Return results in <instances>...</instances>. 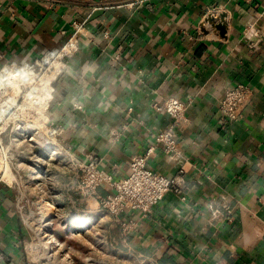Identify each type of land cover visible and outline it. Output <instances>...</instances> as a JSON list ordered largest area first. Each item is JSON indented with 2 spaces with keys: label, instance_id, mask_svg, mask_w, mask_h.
<instances>
[{
  "label": "crops",
  "instance_id": "1",
  "mask_svg": "<svg viewBox=\"0 0 264 264\" xmlns=\"http://www.w3.org/2000/svg\"><path fill=\"white\" fill-rule=\"evenodd\" d=\"M74 21L84 32L49 115L61 128L65 195L91 225L103 223L124 258L114 264H264V0H0V66L61 48ZM237 85L251 95L229 123L217 108ZM171 98L186 105L184 124L153 108ZM169 128L176 147L165 153L154 136ZM149 147L147 167L180 185L151 212L117 222L76 188L71 157L120 179ZM30 213L5 179L0 264H37Z\"/></svg>",
  "mask_w": 264,
  "mask_h": 264
},
{
  "label": "rangeland",
  "instance_id": "2",
  "mask_svg": "<svg viewBox=\"0 0 264 264\" xmlns=\"http://www.w3.org/2000/svg\"><path fill=\"white\" fill-rule=\"evenodd\" d=\"M42 57L14 62L27 66L10 74L11 63L0 66V145L7 160L6 179L30 207L27 253L37 264L123 261V255L113 254L107 244L103 223L91 225L81 205L65 195L66 172L58 151L61 128L49 115L54 95L50 88L59 78L62 62L42 66ZM45 206L47 219L41 215Z\"/></svg>",
  "mask_w": 264,
  "mask_h": 264
},
{
  "label": "built area",
  "instance_id": "3",
  "mask_svg": "<svg viewBox=\"0 0 264 264\" xmlns=\"http://www.w3.org/2000/svg\"><path fill=\"white\" fill-rule=\"evenodd\" d=\"M84 26V21H74L72 23V33L65 44L59 49L49 50L41 54L40 56L43 55L42 61L51 52L60 53L59 56L57 54L56 59L51 60L49 66L55 63L59 65L58 62H62L61 70H63L65 59L74 52L76 42L84 32ZM253 36H255V40H258L260 35L254 33ZM10 63L12 67L19 66L14 64V62ZM24 64L26 63L21 64V66ZM50 90L53 92V88H50ZM250 95L251 90L245 85H237L227 90L220 99L217 108L221 118L229 123L240 118ZM75 107L78 108V106ZM153 108L156 111L168 114L172 119L173 126L186 122V105L177 99H167L160 104L154 105ZM154 142L155 145L162 146L165 153L173 152L176 147L173 129L169 128L165 132L156 134ZM153 152L154 148L149 147L144 155L133 156L129 163L128 174L120 179H114L111 174L102 172L93 162L87 163L71 157V162L77 169L75 177L76 188L83 196L95 198L99 206L117 222H120L125 212L147 214L167 194L180 193V185L175 179L157 174L147 167V160ZM0 154L2 155H0L1 184L6 179L8 168L6 156L1 145ZM99 189H106L108 191L106 196H99L97 193ZM125 230V228L122 230L123 238L127 235Z\"/></svg>",
  "mask_w": 264,
  "mask_h": 264
},
{
  "label": "bare ground",
  "instance_id": "4",
  "mask_svg": "<svg viewBox=\"0 0 264 264\" xmlns=\"http://www.w3.org/2000/svg\"><path fill=\"white\" fill-rule=\"evenodd\" d=\"M57 54H58V56L60 55V53H57V52H51V53H49L46 57H45V59L41 62V65L42 66H48V64L47 63H51V60H54V59H56L57 58ZM26 64H24V65H19V66H14V67H12V69L10 70V72L7 70V72H9V74L12 72V70H15V69H23V68H26ZM48 208V206H45V208L44 209H46L45 211H42L41 213V215H42V218L43 219H47L48 218V216H50L49 215V210L47 209ZM45 212V213H44Z\"/></svg>",
  "mask_w": 264,
  "mask_h": 264
},
{
  "label": "water",
  "instance_id": "5",
  "mask_svg": "<svg viewBox=\"0 0 264 264\" xmlns=\"http://www.w3.org/2000/svg\"><path fill=\"white\" fill-rule=\"evenodd\" d=\"M97 11H101V10H97Z\"/></svg>",
  "mask_w": 264,
  "mask_h": 264
}]
</instances>
